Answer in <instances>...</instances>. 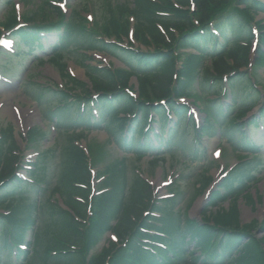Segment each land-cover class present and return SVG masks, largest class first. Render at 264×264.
I'll return each instance as SVG.
<instances>
[{"label": "rangeland", "instance_id": "obj_1", "mask_svg": "<svg viewBox=\"0 0 264 264\" xmlns=\"http://www.w3.org/2000/svg\"><path fill=\"white\" fill-rule=\"evenodd\" d=\"M120 6L134 9L136 2L0 0V135L8 126L14 128L15 140L20 150L17 173L22 182L18 186L29 185L30 189L33 188L27 192L33 202L32 220L23 232H26L24 241L27 245L24 250L28 256L22 263L15 264L54 262L46 257L48 251L45 247L49 245V237L45 235V231L48 226L52 228L57 220L45 208L44 203L55 200L56 205L65 208L64 194L54 191V188L61 183L65 149L69 145L84 148L93 174L98 178L103 177L100 181H96L94 177L96 191L103 190L104 181L124 166L127 187L130 188L141 175L151 183L156 201L162 198L175 201L171 216L174 221L170 229L179 226L185 230L183 235H179V240H184L185 243V248L181 247L178 251H183V257L175 264H264V259H261L264 257V130L261 123L255 128V122L258 123L261 118L264 103V61L260 59V64L256 65L257 51L260 48L258 37L250 45L249 57L254 68L241 69L245 76L255 77L257 88L262 91V98L260 97L255 108L243 119L233 118L239 112L236 109L228 112L219 127L205 113L209 106L207 99L215 98L206 94L205 84H200V90L196 83L191 88L189 97L178 100L189 109L186 115H190L194 122L185 128L184 118L176 137L167 140V145H163L161 151H142L132 145V149H126L127 147H123L125 141L113 134L107 118L101 127L96 126L98 121L104 119L97 109H94L91 119L83 118V125L62 123L64 119L58 114L59 111L53 110L58 98L63 99L64 95H68L66 90L71 86L56 62L59 59L57 52L62 53V63L68 65L66 72L83 82L91 91L86 75L90 66H101L109 70L125 68L121 59L109 52L115 44V38L108 40L102 33L106 26L112 29V21H120ZM238 9H243V6ZM125 13L127 12H122ZM248 15L258 35L264 34V13ZM37 25L40 27H35ZM27 29L33 30L30 34L37 37L27 39L26 37L32 36L23 35ZM91 30H97L98 35L101 34L105 42L109 43L107 49L102 48L104 43H100L99 48H91L87 42L81 41L85 38L82 32ZM60 41L62 44L57 47ZM134 45L140 44L135 42ZM88 47L93 50L88 51L92 57L85 58L82 52L89 50ZM225 83L227 84L226 81ZM129 86H132L131 90L137 95L135 78L130 80ZM229 86H225L228 92L225 106H231L236 101L231 98ZM57 89L64 90V94H59ZM78 91L72 93L77 94ZM240 91V85L236 84L238 104L241 99ZM72 119L77 120L75 116ZM235 119L242 123L243 136L237 131L223 129ZM171 120L170 125L173 126L177 120L175 115L171 114ZM31 129L36 130L32 133L35 136L27 140ZM153 137L151 134V138ZM251 140H254L255 147L250 146ZM127 146L130 148V144ZM159 155H166V159L152 162L151 158ZM39 165L43 169L38 172L33 167ZM34 174L44 176L41 184L30 181L29 178H34ZM9 183L1 184L0 189ZM165 203L162 204L163 207L167 206L166 209L170 210V203ZM94 207L96 208L95 204ZM0 213H7V209L0 207ZM227 227H238L246 232L240 236L229 232ZM10 228L15 229L13 225ZM225 233L234 236L228 240L224 236L228 247L219 257L222 260L216 263L205 258L206 249L203 244L217 247L220 235ZM108 240L117 242L111 231L100 237L90 254L100 253ZM13 260L6 257L3 262Z\"/></svg>", "mask_w": 264, "mask_h": 264}, {"label": "trees", "instance_id": "obj_2", "mask_svg": "<svg viewBox=\"0 0 264 264\" xmlns=\"http://www.w3.org/2000/svg\"><path fill=\"white\" fill-rule=\"evenodd\" d=\"M135 2L134 9L120 6V21H112V29L106 26L102 32L107 38L117 40L109 51L123 61L125 68L109 70L90 66L87 71L93 90L99 95L97 101L104 116L102 121L96 123L97 127H101L107 118L113 134L119 135L122 140L126 139L123 136L128 130L130 136L127 143L142 151L158 152L161 148L154 146L150 135L153 134L160 142L166 139L167 133L169 139L176 137L179 132L177 129L187 114V107L180 105L178 100L189 97L196 83L200 90V84H205L206 94L215 98L207 99L209 106L205 113L219 127L228 112L236 109L239 112L233 118L243 119L259 103L262 91L257 88L255 77L245 76L241 69L250 68V44L255 38L254 25L248 14L264 12V0ZM241 6L243 9H238ZM122 12L127 13L125 15ZM132 30L133 38L130 39ZM26 31L23 35H32L30 33L33 30ZM82 33L85 38L81 41L87 42L91 48H99L100 43H104L102 48H108L109 43L98 32ZM34 35L26 38L37 37ZM125 39L128 46H123ZM135 42L146 50L136 47ZM259 42L256 65L260 64V59L264 61V34L259 37ZM61 44L62 41L57 47ZM74 48L78 49V46ZM187 50L192 52H182ZM56 56L62 75L71 85L67 91L72 93L80 89L78 96L71 94L77 97L74 102H67L68 95H64L63 99L58 98L56 111L64 119L62 123L83 125V118L88 120L93 117L90 91L83 82L66 72L67 65L61 61L62 53L57 52ZM224 77L229 79V90L232 99L236 100L231 106H225L223 101L228 96ZM132 78L138 82L137 96L133 94L132 86H129ZM236 84L240 85L241 90L239 104ZM261 113L260 119L264 120V103ZM170 114L177 116L173 126L170 125ZM74 115L77 118L75 121L72 119ZM236 119L228 122L223 129L237 131L243 136L242 123ZM184 121L185 128L194 122L193 118ZM156 124L164 136L155 132ZM255 125L258 127L259 124L255 122ZM35 131L31 130L28 134L30 139L35 136L32 134ZM143 136L144 145L141 142ZM18 152L14 128L8 126L0 138V185L10 182L0 189V207L9 212L8 215L0 214V264L22 263L28 256L18 245L23 243L26 233L23 232L32 220L33 202L27 192L33 188L30 189L29 185L18 186L21 183L15 174L19 163ZM65 154L61 183L54 191L64 194V203L69 210L59 207L53 200L44 203L57 220L52 228L48 226L45 231L49 237V245L45 247L48 251L46 257L54 261L46 264H175L183 257V251H178L181 247L185 248V243L179 240V235H183L185 230L179 226L170 229L174 221L171 217L175 208L174 200L156 201L151 184L141 177H137L130 188L127 187L124 166L105 180V188L99 196L91 198L93 171L84 151L78 146L69 145ZM165 156L159 155L152 162L165 160ZM34 169L39 172L43 168L39 165L34 166ZM43 179L44 176L34 174L32 181L41 184ZM12 184L14 186L7 189ZM165 202L170 203V210L166 209L167 206L163 207ZM94 204L96 208H93ZM156 210L160 211V217L152 213L146 215ZM10 225L15 229L10 228ZM226 229L240 236L246 232L238 227ZM107 231L116 235L117 242L108 240L100 253L90 254L93 246L99 243L100 237ZM224 236L228 240L234 235H220L217 247L203 244L205 258L216 263L222 260L219 257L228 247ZM13 248H17L16 254L11 252ZM6 257L14 260L3 262Z\"/></svg>", "mask_w": 264, "mask_h": 264}]
</instances>
